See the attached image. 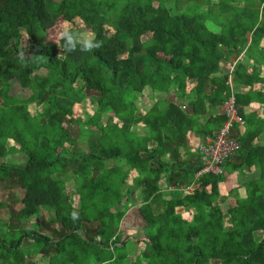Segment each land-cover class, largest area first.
Segmentation results:
<instances>
[{
    "label": "trees",
    "instance_id": "trees-1",
    "mask_svg": "<svg viewBox=\"0 0 264 264\" xmlns=\"http://www.w3.org/2000/svg\"><path fill=\"white\" fill-rule=\"evenodd\" d=\"M245 1L0 0V183L23 191L17 218L36 215L40 207L53 208L59 224L43 232L38 224L12 222L0 234V262L36 264L33 257L38 254L49 264H142L128 253L129 242L137 240L123 243L120 232L126 213L120 205L134 196L135 186L145 220V264H264V146L253 144L264 134V121L248 116L253 101L264 104V92H237L247 129L234 136L240 148L225 169L230 165L261 171L260 179L245 183L246 197L237 195L227 211L218 204L200 206L188 219L178 211L182 199L167 198L159 183L170 169L169 183L190 185L202 168L197 149L198 154L183 160L179 148L189 131L213 137L226 119L213 108L225 105L232 94L219 73L235 40L241 39L247 54L264 63L259 48L264 0H257L258 7ZM60 16L69 27L54 46L52 27ZM78 17L93 29L111 25L114 34L96 32L85 40L74 25ZM208 20L221 32L210 29ZM21 40L26 43L17 47ZM86 41L100 46L87 50ZM237 75L245 84L264 83L243 63ZM77 76L80 87L74 84ZM13 81L31 94L11 95ZM85 88L96 91L91 96L96 111L83 120L69 119L79 124L81 138L95 133L93 125L99 130V150L80 148L65 125L69 102L85 98ZM172 88L189 110L168 102ZM146 89L156 101L143 111L135 101ZM194 92L197 97L192 99ZM31 103L39 117L29 111ZM137 124L147 132L134 135ZM153 132L160 134V141ZM166 152L169 162L163 160ZM13 154L24 161H9ZM117 160L125 162L127 171L137 172L132 184L119 174ZM222 175L199 179L204 183ZM70 179L76 184L74 192L66 190Z\"/></svg>",
    "mask_w": 264,
    "mask_h": 264
},
{
    "label": "rangeland",
    "instance_id": "rangeland-1",
    "mask_svg": "<svg viewBox=\"0 0 264 264\" xmlns=\"http://www.w3.org/2000/svg\"><path fill=\"white\" fill-rule=\"evenodd\" d=\"M214 2L219 1V0H212ZM246 5L250 6H258L259 1L257 0H246L245 1ZM206 24L213 30V28H218L219 27L212 21L208 20ZM74 25L78 28V34L84 38L85 40H90L93 38L95 33H103L107 35H112L114 34V28L111 25H104L102 27H99L98 29H93L90 25L84 22V20L81 17H78L74 21ZM69 26L67 25L65 19L60 16L56 20L55 24L52 27V45H58V40L61 37L62 33L64 30H66ZM26 42L24 41H17L16 46L19 47L18 44L24 45ZM41 72V71H40ZM75 86L80 87L82 85V79L81 76H77L75 79ZM85 91L87 93V96L83 98L81 101H71L68 104V108L70 110L69 114L67 115V118L65 120V125L68 127L71 136L73 139L76 141L77 145L80 148L88 149L89 151L91 150L92 147H98V150L100 149L101 146H98V142L96 141L97 138H99V130L93 126L91 128L95 129V133H90L85 135V137L81 138V132H80V126L77 122H71L69 117H78L81 120H83L87 115L93 114L96 111L97 106L94 104L93 98L91 97L92 94H94L96 91L94 89H87L85 88ZM10 94L15 96V97H21V98H26L31 94V91L28 88H22L19 86V84L15 81L11 83V87L9 90ZM148 89L144 91V93L138 98L136 101L138 103V106L140 107V110L146 111L150 107V103H154L155 101H152L150 99H147V97H144L147 95ZM144 97V98H143ZM143 98V99H142ZM175 98V97H174ZM179 102V104L184 106V101L185 100H180L179 98H175ZM187 101V100H186ZM187 103V102H185ZM186 108L185 110H189L190 107L185 105ZM184 106V107H185ZM29 111L35 116L39 117V111L37 110L36 106L31 103L28 106ZM141 125V124H138ZM136 126L134 129H144V126ZM98 150H96L98 152ZM9 161L16 162V163H21L24 161V156L22 155H9L7 157ZM2 161V158L0 157V162ZM117 166H118V171L119 174L121 175L122 178L126 179L129 183H133L134 178L137 176V172H131L127 171V166L125 162L117 160L116 161ZM226 174V173H225ZM241 179H244L243 176H236V174L233 176V181L230 183L229 186H226L227 190H230L231 186L237 185L238 183H241ZM132 180V182H131ZM75 182L70 179L67 182V188L66 190L69 192H74L75 191ZM213 194H216L214 190ZM224 191V190H223ZM210 192V193H211ZM23 195L22 189L19 188L18 185H7L6 183L2 182L0 183V234L3 235L5 230L7 228L11 227L12 222H19L21 226L24 227H32L35 224H38V229L43 232H50V229L53 227H57L59 224L55 221V212L53 208H39L38 213L36 215L30 216L26 219H19L16 217L17 210L19 209L21 205L20 198ZM77 196V195H76ZM220 197V195H219ZM222 199V198H220ZM78 200V197H76V201ZM130 200V201H129ZM142 198L140 195V190H138L134 186V196L130 199H125L122 202L121 209L122 211H125L126 214L123 217L120 228H121V233L124 236V241L126 239H130L131 237L137 238V244L134 245L135 248L133 249V252H136L137 255H140L141 251H143L145 247V243L143 241L144 238V232L143 228L145 227V220L143 219L140 211H139V206L138 204L141 202ZM217 200V199H216ZM232 203L230 201L229 203H225L223 205V208L227 211L229 208V204ZM216 204V203H212ZM209 207V206H208ZM182 208H178V211H181ZM194 209L192 211H185V215L188 218H192L194 214ZM114 215V211H109L108 212V217H112ZM106 221V219H105ZM28 241V240H27ZM33 260L35 261L36 264H49V259L47 257L40 256L36 254L33 257ZM0 264H5L3 262H0Z\"/></svg>",
    "mask_w": 264,
    "mask_h": 264
},
{
    "label": "crops",
    "instance_id": "crops-1",
    "mask_svg": "<svg viewBox=\"0 0 264 264\" xmlns=\"http://www.w3.org/2000/svg\"><path fill=\"white\" fill-rule=\"evenodd\" d=\"M216 2H218V1H216ZM218 27H219V29L213 28V31L220 33L222 29L220 26H218ZM251 37L252 36L249 35V40H248L249 42L251 41ZM245 46L246 45H244V43L242 42L241 39L235 40L234 50L229 53V58L221 61V63H220L219 75H221V73H224L227 70L229 63L232 62L231 60L235 59L238 56L241 49H243ZM259 48H260V50H262V52H264V39L260 42ZM241 63H243L244 65L247 66L248 73H256V75H258L259 77L264 78V63L256 62L247 53L244 57V60L241 61ZM236 89H237V91L242 92V93H247L251 89H255V91L264 92V83H256L255 82L253 85H249V84L243 83L241 81V79L238 77V81L236 82ZM144 97H147V99H150L152 101H156V100L150 98V96H148V94L145 95ZM174 97L179 98L182 101V99L176 95L175 90L172 88L170 96L167 97L168 102H175V103L179 104L177 99H175ZM190 97L193 99V98H196L197 95L194 92L192 95H190ZM137 100H138V98H137ZM150 104L151 105H150L149 109L151 108L153 103H150ZM137 105H138V103H137ZM224 109H225L224 105L223 106H217V107L213 108V111L217 114H219V113L222 114V113H224ZM148 110H146V111H148ZM248 113H249L248 116H252L256 120H263L264 121V104H262L260 102L253 101L248 108ZM246 121H247V118H246ZM138 126L141 127L142 125H138ZM242 127L243 128H241V129H237L238 127L236 129H233V131H232L233 136L238 137L239 135H243L247 129V123L245 125H243ZM132 130H133L134 135H142L143 133L147 132V129H132ZM152 136L154 137L155 140L160 141V138H161L160 134L153 132ZM156 136H158V137H156ZM203 136L204 135H200L194 131L188 132L186 143L184 145L180 146V148H179V152H180L181 158L183 160H187V159L191 158V156L193 154H198L196 151V146H197L198 141ZM253 144L255 146H264V134L260 138L254 140ZM170 158H171L170 152H166L165 155L163 156V160L166 162H169ZM196 160L199 161V156ZM131 172H136V171L131 170ZM169 174H170V169H168L165 172L164 176L161 178V180L159 182L160 188L163 192L166 193L167 198L179 197L180 199H182L183 206L180 207V208H182V210L179 212H182L184 217H186L185 211H192V209H194L193 211L195 214V212L198 210V208L200 206L208 207L212 203H216V204L220 205L222 207V209L224 211H226L223 208V205L225 203H229L230 201H232V203H230L228 206L230 208V207L235 205L237 195H239L242 198L247 196V191L244 187L246 182H248L250 180L256 181V180L260 179V177H261V171L259 169H257V170L248 169L245 166H240L239 168H235V167H232L230 165L227 168L226 174L222 175V179L217 180L214 178H210L209 180L204 181V183H202V181L196 176L197 175V173H196L194 176L195 177L194 181L190 185H186V184H182V183L171 184L167 180ZM235 174H236V176L238 174L239 177L243 176L244 179H241V183H238L237 185L231 186L230 187L231 189L227 190L226 186H229L230 183H232L233 176ZM72 180L74 181V179H72ZM129 182H130V180H129ZM131 182H132V180H131ZM176 185L179 186L178 189H173V190L170 189V187H172V186L174 187ZM187 186L193 187V189L192 190L184 189V187H187ZM75 190H76V188H75ZM211 190H214V192H216V194H213V191L211 192ZM219 195H220V197H219ZM220 198H222V199H220ZM138 206H139V204H138ZM194 214H193V216H194ZM193 216H192V218H193ZM186 218H188V217H186ZM192 218H188V219H192ZM132 238H135V237H132ZM135 240H137V238ZM126 241H131V240L126 239ZM126 241H123V243H125ZM129 243H130V245L128 248V253H129L130 257H132L133 260L141 261L142 264L147 263L148 259H146L142 256L143 251H141L140 255H137L136 252H133V249L135 248L134 245H136L137 243H132V242H129Z\"/></svg>",
    "mask_w": 264,
    "mask_h": 264
},
{
    "label": "built area",
    "instance_id": "built-area-1",
    "mask_svg": "<svg viewBox=\"0 0 264 264\" xmlns=\"http://www.w3.org/2000/svg\"><path fill=\"white\" fill-rule=\"evenodd\" d=\"M245 57V50H242L240 56L229 63L227 70L221 73L226 83L231 87L232 94L224 105L226 119L223 120L218 133L215 136L204 135L197 143L196 149L202 162V168L197 172V177L213 174H225L227 160L240 148V143L233 136L232 131L236 125H245L246 120L241 115L237 104L236 82L237 63ZM179 186L170 187L171 190L178 189ZM186 190H192L193 187H184Z\"/></svg>",
    "mask_w": 264,
    "mask_h": 264
},
{
    "label": "clouds",
    "instance_id": "clouds-1",
    "mask_svg": "<svg viewBox=\"0 0 264 264\" xmlns=\"http://www.w3.org/2000/svg\"><path fill=\"white\" fill-rule=\"evenodd\" d=\"M64 34H67V31H65V33ZM100 45L99 44H96V45H93L90 41H86L85 42V45H84V48L85 49H87V50H91L93 47H99ZM69 50H72V49H69ZM242 50H245V55H246V50H247V46L246 47H244L243 49H241V51ZM241 51L239 52V54H238V56H240V53H241ZM237 56V57H238ZM244 60V58L242 59V60H240L238 63H237V66H238V64L239 63H241V61H243ZM232 61V60H231ZM238 81V80H237Z\"/></svg>",
    "mask_w": 264,
    "mask_h": 264
}]
</instances>
